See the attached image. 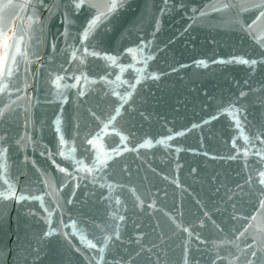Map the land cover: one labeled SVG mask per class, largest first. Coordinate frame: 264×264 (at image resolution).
<instances>
[{
    "label": "water",
    "instance_id": "obj_1",
    "mask_svg": "<svg viewBox=\"0 0 264 264\" xmlns=\"http://www.w3.org/2000/svg\"><path fill=\"white\" fill-rule=\"evenodd\" d=\"M262 13L0 0V264H264Z\"/></svg>",
    "mask_w": 264,
    "mask_h": 264
},
{
    "label": "snow or ice",
    "instance_id": "obj_2",
    "mask_svg": "<svg viewBox=\"0 0 264 264\" xmlns=\"http://www.w3.org/2000/svg\"><path fill=\"white\" fill-rule=\"evenodd\" d=\"M77 7H80V5H77ZM111 7H112V8H115L116 5H115V4H112ZM262 15H264V13H262ZM243 62L247 63V61H243ZM253 63H254V61H253Z\"/></svg>",
    "mask_w": 264,
    "mask_h": 264
}]
</instances>
